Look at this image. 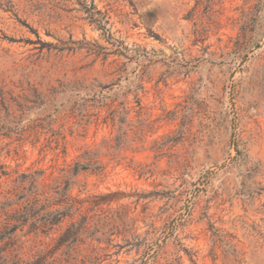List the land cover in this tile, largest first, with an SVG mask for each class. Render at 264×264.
<instances>
[{
    "label": "rangeland",
    "instance_id": "rangeland-1",
    "mask_svg": "<svg viewBox=\"0 0 264 264\" xmlns=\"http://www.w3.org/2000/svg\"><path fill=\"white\" fill-rule=\"evenodd\" d=\"M22 174L115 193L24 262L264 264V0H0V204Z\"/></svg>",
    "mask_w": 264,
    "mask_h": 264
},
{
    "label": "trees",
    "instance_id": "trees-1",
    "mask_svg": "<svg viewBox=\"0 0 264 264\" xmlns=\"http://www.w3.org/2000/svg\"><path fill=\"white\" fill-rule=\"evenodd\" d=\"M84 162H76L71 169V174L76 176L79 172L89 169V158L82 157ZM13 197H7L0 204V264H37L24 262L18 257L10 253L7 246L10 235L32 222L43 227H53L66 218L72 219L76 215L85 214L86 220L89 215L99 212L103 218L102 234L105 235V227L112 221H108L111 217L110 210H103V205H108L115 193H109L103 196H92L89 198H79L78 196H70L68 188H61L60 184L48 189L38 183L36 179H29L27 175H20L15 181ZM17 192V193H16ZM16 196V197H14ZM17 207L13 213L8 210L1 211L4 205ZM89 205V207L87 206ZM89 210L84 212L83 208ZM1 215L4 218H1ZM113 225V224H111ZM86 226H81L80 222L71 223L66 231L62 234V239L68 240L72 235L75 237L81 234ZM6 233L8 235H6ZM68 237V238H66ZM63 240V241H65Z\"/></svg>",
    "mask_w": 264,
    "mask_h": 264
}]
</instances>
